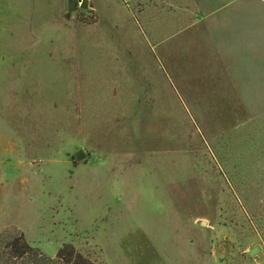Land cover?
<instances>
[{"label": "rangeland", "instance_id": "obj_1", "mask_svg": "<svg viewBox=\"0 0 264 264\" xmlns=\"http://www.w3.org/2000/svg\"><path fill=\"white\" fill-rule=\"evenodd\" d=\"M78 1L0 0V236L264 264V0Z\"/></svg>", "mask_w": 264, "mask_h": 264}, {"label": "trees", "instance_id": "obj_2", "mask_svg": "<svg viewBox=\"0 0 264 264\" xmlns=\"http://www.w3.org/2000/svg\"><path fill=\"white\" fill-rule=\"evenodd\" d=\"M1 259L4 264H94L71 243L60 247L52 258L41 254L23 235L12 237L6 233L0 236Z\"/></svg>", "mask_w": 264, "mask_h": 264}, {"label": "water", "instance_id": "obj_3", "mask_svg": "<svg viewBox=\"0 0 264 264\" xmlns=\"http://www.w3.org/2000/svg\"><path fill=\"white\" fill-rule=\"evenodd\" d=\"M78 3L79 1L78 0H70V3H69V10L70 11H73L77 8L78 6ZM80 6L84 9H87L89 7V0H81L80 1ZM87 157V153L84 151V150H80L78 153H77V159L79 161L85 159ZM206 222L203 221V224H205ZM261 251V248L259 246H254L253 248H251L249 251H248V255L250 257H253L255 254L259 253Z\"/></svg>", "mask_w": 264, "mask_h": 264}, {"label": "crops", "instance_id": "obj_4", "mask_svg": "<svg viewBox=\"0 0 264 264\" xmlns=\"http://www.w3.org/2000/svg\"><path fill=\"white\" fill-rule=\"evenodd\" d=\"M203 3H205L204 1H200V4H203Z\"/></svg>", "mask_w": 264, "mask_h": 264}]
</instances>
